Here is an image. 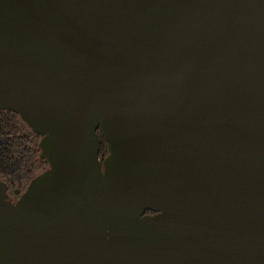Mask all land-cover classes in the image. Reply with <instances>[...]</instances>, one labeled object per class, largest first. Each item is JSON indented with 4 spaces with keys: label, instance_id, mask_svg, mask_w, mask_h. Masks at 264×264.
Listing matches in <instances>:
<instances>
[{
    "label": "water",
    "instance_id": "water-1",
    "mask_svg": "<svg viewBox=\"0 0 264 264\" xmlns=\"http://www.w3.org/2000/svg\"><path fill=\"white\" fill-rule=\"evenodd\" d=\"M0 111V264H264V0H0Z\"/></svg>",
    "mask_w": 264,
    "mask_h": 264
},
{
    "label": "trees",
    "instance_id": "trees-1",
    "mask_svg": "<svg viewBox=\"0 0 264 264\" xmlns=\"http://www.w3.org/2000/svg\"><path fill=\"white\" fill-rule=\"evenodd\" d=\"M40 136L12 111H0V181L7 184V194L16 201L30 181L48 168L40 158ZM107 155V145L101 140L99 158Z\"/></svg>",
    "mask_w": 264,
    "mask_h": 264
}]
</instances>
